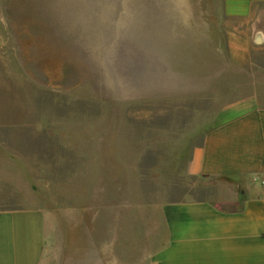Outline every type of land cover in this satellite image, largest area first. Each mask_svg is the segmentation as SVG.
Returning a JSON list of instances; mask_svg holds the SVG:
<instances>
[{
  "label": "rangeland",
  "instance_id": "obj_1",
  "mask_svg": "<svg viewBox=\"0 0 264 264\" xmlns=\"http://www.w3.org/2000/svg\"><path fill=\"white\" fill-rule=\"evenodd\" d=\"M211 1L0 0V189L46 213L54 264H144L164 204L235 188L188 173L256 95L227 54L192 52Z\"/></svg>",
  "mask_w": 264,
  "mask_h": 264
},
{
  "label": "crops",
  "instance_id": "obj_2",
  "mask_svg": "<svg viewBox=\"0 0 264 264\" xmlns=\"http://www.w3.org/2000/svg\"><path fill=\"white\" fill-rule=\"evenodd\" d=\"M221 5L217 25L213 13L210 22L208 13L195 14L205 33H191L197 37L192 52L227 54L246 78L253 77L256 95L239 104L237 116L205 132L192 151L188 173L237 184L223 200L164 204L162 236L144 264H264V0H221ZM11 164L19 166L14 159ZM224 203L232 208L224 209ZM47 223L43 211L7 206L0 189V264H54Z\"/></svg>",
  "mask_w": 264,
  "mask_h": 264
},
{
  "label": "water",
  "instance_id": "obj_3",
  "mask_svg": "<svg viewBox=\"0 0 264 264\" xmlns=\"http://www.w3.org/2000/svg\"><path fill=\"white\" fill-rule=\"evenodd\" d=\"M257 41H258V42L261 41V33H260V35H258Z\"/></svg>",
  "mask_w": 264,
  "mask_h": 264
}]
</instances>
